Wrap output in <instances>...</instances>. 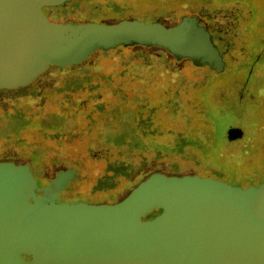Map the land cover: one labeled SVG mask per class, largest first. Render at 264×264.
Segmentation results:
<instances>
[{"label":"water","instance_id":"obj_1","mask_svg":"<svg viewBox=\"0 0 264 264\" xmlns=\"http://www.w3.org/2000/svg\"><path fill=\"white\" fill-rule=\"evenodd\" d=\"M63 2L0 0V91L25 88L50 67L77 66L125 38L178 58L216 59L200 26L49 22L43 10ZM36 188L28 166L0 163V264H264V183L242 189L153 174L111 205L59 203V179L41 196Z\"/></svg>","mask_w":264,"mask_h":264},{"label":"rangeland","instance_id":"obj_2","mask_svg":"<svg viewBox=\"0 0 264 264\" xmlns=\"http://www.w3.org/2000/svg\"><path fill=\"white\" fill-rule=\"evenodd\" d=\"M136 1L140 2L139 7L119 0L117 3L121 9L110 5L112 12L101 9L97 15L100 21L85 19L89 14L84 4L76 6L70 3L57 10L44 9L43 13L49 22L67 25H110L127 21L186 29L191 26L198 27L193 22L197 20L209 39L210 31L220 34L217 42L210 40L215 47L225 49V54L220 50L219 59L190 60L176 58L157 47L139 44L115 50H112V46L96 51L84 61L81 69L69 68L57 76L56 82L95 73L102 76L106 84L101 81L99 84L85 85L80 89L59 93L54 99L34 104L33 110L26 112L31 116L32 112L40 111L41 127L37 126L36 131L23 127V119L14 113L15 106L12 103L14 99L27 93L28 89L0 92V163H11L15 166L38 164L37 174L33 176L35 179L40 178L42 187L55 178L58 167H75L85 171V174L91 172V176L100 178L98 192L106 196L111 203L122 201L135 186L153 174L198 176L221 182L234 179L233 177L238 180L247 177L242 173V166L218 156L216 151L210 152V147V160L207 161L191 148L183 149L182 141L185 138L184 132L190 127H195L197 134L200 133L198 128H202L208 131L209 139L212 136V140L216 139L220 149H223L224 129L233 121V106L227 99L230 98L227 91L232 87L230 80L233 79L228 81L227 75L225 79L222 64L226 57L227 60L230 59L229 64H238L240 53L239 49H233L237 45L238 35L236 31L233 32L232 18L227 14L230 11L235 14H250V9L237 5L236 8L220 11L210 0ZM246 1L252 6H257L255 0ZM98 2L104 3L101 0ZM254 11L260 12L258 8ZM260 14L257 29L263 31L264 13ZM241 31L243 29L239 28L238 33ZM128 40L132 39L125 38L120 43ZM231 50L233 51L229 54ZM55 70V67L48 68L31 84L32 90L28 94L38 91L42 86L46 89L53 86L54 83L48 84V81L56 77ZM196 97L200 98L199 102ZM86 101L89 102L86 104ZM73 104H84L85 108L79 111H91V118L71 113H65V120L44 116L46 111L60 116L62 112L59 111H66L65 108ZM198 109L207 111L208 118L204 115L206 121L196 114L194 119L192 118L193 112L190 111L197 113ZM74 111L77 110L74 108ZM126 111L118 125L119 129L124 132L129 127L131 132L126 139L143 141V151H135L130 155L122 153L116 147H109L98 139L101 127L110 122L116 126L119 122L118 115ZM133 111L156 112L140 115L139 112ZM183 115L191 117L190 123L186 122ZM73 117L75 122L72 121ZM91 122L96 124L92 126ZM151 127H159V138L152 137L154 133ZM159 146L162 150H159ZM22 151H31L36 155L19 156ZM126 165L132 166L130 170Z\"/></svg>","mask_w":264,"mask_h":264},{"label":"flooded vegetation","instance_id":"obj_3","mask_svg":"<svg viewBox=\"0 0 264 264\" xmlns=\"http://www.w3.org/2000/svg\"><path fill=\"white\" fill-rule=\"evenodd\" d=\"M255 1L256 7L246 0H210V3L220 11L226 8H236L237 5H241L245 9L249 8L251 11L250 14L246 12H236L235 14L234 11L229 12L228 10L229 14H227L232 18L231 24H238L243 31L237 33L238 42L233 47V49H239L240 52L238 64L234 62V64H229L228 57L222 64L225 79H227L226 75L229 78L228 81L233 79L230 80L232 87L227 91L230 97L227 99L233 106L231 113L233 121L224 129L225 144L223 149L220 147L217 149L220 157L242 166V173L245 177L247 176L242 180L233 177L234 179L222 182L242 189L257 187L264 183V30L257 29L260 13H264V0ZM257 8L260 12L254 11ZM193 22L203 29L197 20ZM240 23L242 24L240 25ZM218 36H220L219 33L213 34L210 31V39L213 42H217ZM213 46L215 47V45ZM215 48L217 50L216 59H219L221 52L225 54V49ZM28 167L32 176L37 174V167L34 169ZM91 174V172L85 174V171L75 167H58L55 178L47 185L42 187L40 178H37L40 185L35 179L36 193L38 196L43 195L44 187L59 179L62 182V188L56 197V201L59 203L114 204L98 192V186L101 184L100 178L93 177ZM85 176L87 179H84Z\"/></svg>","mask_w":264,"mask_h":264},{"label":"trees","instance_id":"obj_4","mask_svg":"<svg viewBox=\"0 0 264 264\" xmlns=\"http://www.w3.org/2000/svg\"><path fill=\"white\" fill-rule=\"evenodd\" d=\"M101 1H104V3L98 2V0H64V2L59 7H56L54 9L57 10L61 7L67 6L70 3H73L76 6H81L82 4H84L85 5L84 8L88 9V14H89L87 16V18H85V19H91V20L96 19L97 21H100L101 19H98L97 15L100 13L101 9L105 8L107 11L112 12L109 5L112 6L113 8L114 7H117L120 9L122 8L119 5V3H117L119 0H101ZM124 2L134 4L133 6H135V7L140 6L139 5L140 2H138L136 0H124ZM112 24H115V23H112ZM234 31H236V34L238 33L239 27H237V25H234L233 32ZM135 44L145 45V44L138 43L132 39L131 41L128 40V41H125L124 43H120V44H117L116 46H113L112 50H115L117 48L124 47L127 45L134 46ZM147 46H149V45H147ZM176 58H178V57H176ZM83 63L84 62H82L81 64H79L77 66L67 67L64 69H59V68L55 67V69H56L55 72H57V75H55L56 77L52 78V80L48 81V84L54 83V85L51 87H48L47 89L44 86H42L41 87L42 91H41V89H39L38 91H35L34 93H32L30 95L28 94V92L30 90H32V87H31L32 85H29V86L22 88V89H18L20 91L28 89L27 93H23L20 96V98L14 99L12 102L15 106L14 113H16L18 115V118L23 119V120H21V121H23L22 125L24 124L23 127H26V128L28 127V129H30L31 131H34L37 126L41 127L40 119H41L42 115H40V111L32 112L31 116H29L28 113L26 112V111H28V112L32 111L33 110L32 106L34 104H40L41 102H44L46 100L54 99V97H56L57 94H59V93L69 92L73 89H75V90L80 89V88H82V86H85V85L91 86L93 83L99 84L101 81L103 82V84H106V81L104 80V78L98 74H95V73L88 75V76L85 75L83 77H79V78L77 77L73 80L64 79L60 83L56 82V80L58 79L57 76L60 73H64V71H68L69 68L81 69V66ZM62 83H64V85ZM30 87H31V89H30ZM45 89H46V91H45ZM0 92L4 93V92H13V91H0ZM199 99L200 98L196 97V100L198 102L200 101ZM88 102L89 101H86L85 103L87 104ZM74 108L77 111H74ZM82 108H85L84 104H79L76 106H74V104H73V106L71 105L69 107H66L65 108L66 111H59V112H62V115H60V116H56V115H58L57 113H51V112H47V111L44 113V116L49 117V118H56L59 120H65V113L67 115L71 113V114H75V115L80 114L85 118L86 117L91 118L92 112L90 111L89 113L88 112L86 113V111H79ZM199 109H200V103H199ZM199 109H198L197 113L195 111H190V112H193L192 118L194 119V117L196 115H198L205 120L204 115H207V111H199ZM134 112H139L140 115H144V114H149V113L154 114L156 111H133V113ZM176 112H178V111H173V113H176ZM5 113H7V112L5 111ZM83 113H85V114H83ZM126 113H127V111L125 113H120V115H118L119 122L117 123L116 126H115V123H113V122L104 124L103 127H101L100 131L98 132L99 133L98 139L100 141H102L105 145H108L109 147H116L122 153L130 155L135 151H143L142 150L143 141L141 139H135V138L134 139L133 138H127L126 139L128 134L131 132V129H128L129 127L124 132L121 130V128L119 129L120 126L118 127V125H119V123L122 122V119H123L122 117ZM128 113H130V111ZM183 114H184V112H183ZM183 118L186 119V122L190 123L191 117H189L187 115H183ZM207 118H208V115H207ZM6 119H8V118H6ZM16 121H19V120H16ZM72 121L75 122L74 117L72 118ZM95 124H96V122H93L92 126H94ZM128 126H129V124H128ZM158 128L159 127H154V128L151 127V129L153 130L152 132L154 133V135L152 137L159 138L158 137L160 135L159 131H161V130H158ZM198 130L201 133V135H199V136H198V134H200V133L197 134L195 127H190L188 130H186L184 132L183 135L185 136V138L182 141V147H183V149H185L187 147L189 149L191 148L192 150L199 153V155L202 157V159L209 161L210 160V158L208 159L209 147H210V152H215V151L217 152V149L219 147L218 142L216 139H215V141H214V139L212 140V136H210V139H209L208 131H204L202 128H198ZM12 131H14V129H12ZM140 132L142 133V131H140ZM5 133H8V132H5ZM196 134H197V136H196ZM159 150H162L161 146H159ZM30 152L31 151H22V153H19V156H24V157L26 156L27 157V156L32 155L34 157L36 155L33 152H31V153ZM102 156L103 155H100V157H102ZM37 166H38V164L30 166V167L32 169H34ZM110 166H112V164ZM126 166L129 167V170H130V167H132L131 165H129V166L126 165ZM159 213H160V210L152 211L145 218L146 219H152L155 216H157ZM25 259L28 260V258H25Z\"/></svg>","mask_w":264,"mask_h":264}]
</instances>
